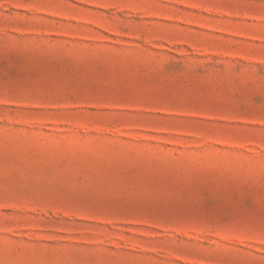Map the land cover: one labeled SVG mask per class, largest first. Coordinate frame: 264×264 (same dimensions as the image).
Instances as JSON below:
<instances>
[{
  "label": "rangeland",
  "instance_id": "374dc122",
  "mask_svg": "<svg viewBox=\"0 0 264 264\" xmlns=\"http://www.w3.org/2000/svg\"><path fill=\"white\" fill-rule=\"evenodd\" d=\"M0 264H264V0H0Z\"/></svg>",
  "mask_w": 264,
  "mask_h": 264
}]
</instances>
